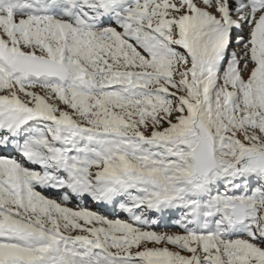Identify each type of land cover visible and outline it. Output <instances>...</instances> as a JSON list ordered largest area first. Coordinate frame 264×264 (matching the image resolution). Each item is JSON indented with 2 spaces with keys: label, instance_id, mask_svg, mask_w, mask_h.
<instances>
[{
  "label": "snow or ice",
  "instance_id": "1",
  "mask_svg": "<svg viewBox=\"0 0 264 264\" xmlns=\"http://www.w3.org/2000/svg\"><path fill=\"white\" fill-rule=\"evenodd\" d=\"M0 264H264V0H0Z\"/></svg>",
  "mask_w": 264,
  "mask_h": 264
}]
</instances>
